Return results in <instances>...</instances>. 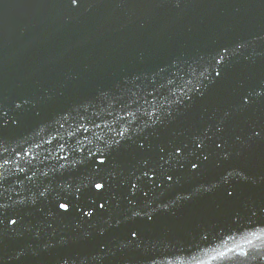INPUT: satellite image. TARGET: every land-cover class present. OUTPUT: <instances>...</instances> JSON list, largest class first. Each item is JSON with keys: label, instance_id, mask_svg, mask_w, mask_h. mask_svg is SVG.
<instances>
[{"label": "water", "instance_id": "water-1", "mask_svg": "<svg viewBox=\"0 0 264 264\" xmlns=\"http://www.w3.org/2000/svg\"><path fill=\"white\" fill-rule=\"evenodd\" d=\"M0 264H264V0H0Z\"/></svg>", "mask_w": 264, "mask_h": 264}, {"label": "snow or ice", "instance_id": "snow-or-ice-1", "mask_svg": "<svg viewBox=\"0 0 264 264\" xmlns=\"http://www.w3.org/2000/svg\"><path fill=\"white\" fill-rule=\"evenodd\" d=\"M73 2H74V0H73ZM96 186H97V188L101 187V185H99V184H97ZM61 207L63 208V207H66V206L62 204Z\"/></svg>", "mask_w": 264, "mask_h": 264}]
</instances>
